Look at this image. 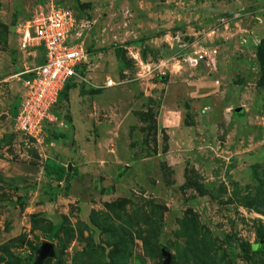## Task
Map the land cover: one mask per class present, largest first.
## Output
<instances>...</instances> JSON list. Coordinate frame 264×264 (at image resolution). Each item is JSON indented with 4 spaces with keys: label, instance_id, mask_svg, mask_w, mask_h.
Instances as JSON below:
<instances>
[{
    "label": "rangeland",
    "instance_id": "obj_1",
    "mask_svg": "<svg viewBox=\"0 0 264 264\" xmlns=\"http://www.w3.org/2000/svg\"><path fill=\"white\" fill-rule=\"evenodd\" d=\"M56 4L89 64L32 139L13 75ZM0 264H264V0H0Z\"/></svg>",
    "mask_w": 264,
    "mask_h": 264
},
{
    "label": "built area",
    "instance_id": "obj_2",
    "mask_svg": "<svg viewBox=\"0 0 264 264\" xmlns=\"http://www.w3.org/2000/svg\"><path fill=\"white\" fill-rule=\"evenodd\" d=\"M77 11L64 4L37 8L26 22L22 40L43 49L41 62L26 67L13 75L21 84L15 113L14 128L27 138L38 139L45 132L60 124V101L64 87L85 80L89 52L83 42L82 31H77ZM84 31V30H83ZM197 57H189L195 66L200 61L207 65V58L215 54L214 48L201 50ZM114 81L107 77L105 86Z\"/></svg>",
    "mask_w": 264,
    "mask_h": 264
},
{
    "label": "trees",
    "instance_id": "obj_3",
    "mask_svg": "<svg viewBox=\"0 0 264 264\" xmlns=\"http://www.w3.org/2000/svg\"><path fill=\"white\" fill-rule=\"evenodd\" d=\"M75 86V84H69L64 87L63 93H62V98L68 99V92L69 90ZM15 113V108L12 111V115ZM43 172L48 175L53 177L55 182H59L62 180L64 177V174L66 173V166L62 163H59L53 159L47 158L42 165Z\"/></svg>",
    "mask_w": 264,
    "mask_h": 264
},
{
    "label": "water",
    "instance_id": "obj_4",
    "mask_svg": "<svg viewBox=\"0 0 264 264\" xmlns=\"http://www.w3.org/2000/svg\"><path fill=\"white\" fill-rule=\"evenodd\" d=\"M239 109V108H238ZM50 245L48 243L43 244L42 248L39 251L38 259H41L44 255H46L49 251ZM162 254L166 256V262L169 260V253L164 249L161 250Z\"/></svg>",
    "mask_w": 264,
    "mask_h": 264
},
{
    "label": "crops",
    "instance_id": "obj_5",
    "mask_svg": "<svg viewBox=\"0 0 264 264\" xmlns=\"http://www.w3.org/2000/svg\"><path fill=\"white\" fill-rule=\"evenodd\" d=\"M54 128H56V126L52 128L51 132L53 131ZM59 163H62V162H59ZM62 164H64V163H62Z\"/></svg>",
    "mask_w": 264,
    "mask_h": 264
}]
</instances>
